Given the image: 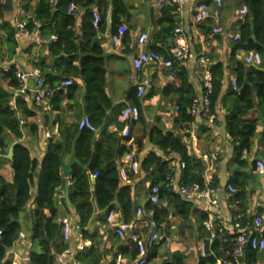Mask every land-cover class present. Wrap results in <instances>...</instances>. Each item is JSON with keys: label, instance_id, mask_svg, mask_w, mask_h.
Masks as SVG:
<instances>
[{"label": "trees", "instance_id": "1", "mask_svg": "<svg viewBox=\"0 0 264 264\" xmlns=\"http://www.w3.org/2000/svg\"><path fill=\"white\" fill-rule=\"evenodd\" d=\"M151 1V0H147ZM168 1V0H164ZM248 11L242 25L238 29L239 40L234 46V51L246 50L262 54L264 50V2L263 0H243ZM91 0H38L34 12V20L26 21V29L30 33L37 30L40 38L55 39L50 41L47 48V58L44 57L34 63L42 76L43 81L51 89L49 108L51 110L59 106L63 90L57 87L63 80L72 79L73 83L68 87L70 91L76 88V81L80 79L84 84L82 103L84 115L95 128L101 127L108 113L115 107L105 91V62L101 49L95 43L97 37L103 34L107 27L108 1L96 0V9L99 14V22L96 27L92 26V10L89 8ZM76 5L84 9L80 17L79 33L76 36V13L68 12L69 6ZM13 8L12 0L0 1V48L6 45L3 53L0 49V169L4 163H9L12 170L11 182H6L0 174V264H15L8 252L16 241L20 232L26 233L27 239L33 243L28 254L29 264H56V257L68 247V243L62 238V224L64 218L61 210L55 204V192L62 187L64 180L59 174L60 146L49 142L44 158L40 163L32 159L28 148L21 143L22 132L19 121L22 118L33 115L26 104L24 94L15 91L19 88V79L16 68L11 65L7 70L1 67L3 61L10 60L15 54L17 42L15 39L16 29L9 19L5 17ZM125 9V6L123 7ZM120 10V13H123ZM177 12L175 4L165 3L160 8V16L157 24L158 30L153 42L168 41L167 47L159 49L153 47L163 58L167 50L172 46V31ZM37 23V26L34 23ZM118 20L112 14L110 27L112 31L118 27ZM79 39V40H78ZM79 41V42H78ZM5 48V47H4ZM5 54V55H4ZM175 70V66L172 67ZM211 74V92L208 95L211 110L217 103L221 104L226 111L225 130L230 138L233 149V161L235 169L228 183L236 192L229 196L228 204L243 203L246 196V187L250 179L255 177L253 160L252 168L247 171L249 165L247 155L252 146V139L256 135L258 118L247 120L246 115L255 107L264 119V71L261 72L254 67L244 68L238 65L235 68V83L238 91L230 87L226 94L221 96L222 79L225 67L220 62L209 66ZM175 82L178 87L170 84L163 89V93L171 92L177 95L178 115L181 122H191L192 119L186 114V108L196 96L192 85L187 81L185 72L176 74ZM7 88H3V85ZM136 89L132 91V102L138 108ZM14 108L9 106L12 99ZM58 109V108H57ZM122 110V109H121ZM121 110L114 117L116 133L107 134L100 142H93L94 131L81 128L75 146V156L79 165H74L69 175L67 186V199L78 214L77 226L79 234L84 241L90 245L78 251L75 259L81 264H115V258L120 255L119 264H133L136 260V248L129 240L119 239L112 234L104 240L107 234L106 216L113 210L114 202L118 205L124 221H131L135 215V203L129 186L120 184L119 171L116 162L123 154L130 152V148L120 145L118 133L125 126L120 119ZM138 121H141L139 116ZM59 122V134L62 135ZM30 130L36 131V126H30ZM264 139V133L262 135ZM148 143L160 154L148 151L140 160L139 171L144 174L149 186L159 188L158 204L152 205L147 200L143 207L144 217L134 222L137 232H146L151 217L158 227L166 223L169 212L181 220H187L192 211V203L185 201L176 191L166 188V176L174 174L171 165L172 160H166L164 156L173 154L176 162L183 164L178 172V182L181 185L198 184L204 186V161L194 153H188L186 145L180 136L165 133L154 126L147 135ZM12 146V156L8 160L9 148ZM96 174L89 190L87 177ZM131 175V177H130ZM134 175L129 174V179ZM37 179L36 193L33 206L27 211V204L31 200V189L33 179ZM212 185L216 186L212 177ZM96 211V220L104 228H89L88 223L92 219V205ZM61 204L64 205V202ZM236 205V204H235ZM231 211L233 218L244 213L243 208ZM238 207V208H237ZM207 219L206 214L200 217V223ZM164 231V229H163ZM171 235L164 233L160 238L147 247L146 264H187L188 256L180 251L162 250L161 246ZM227 240L230 236L227 235ZM109 242V245L105 242ZM229 242L217 240L214 249L227 246ZM118 247L115 251L114 248ZM207 251V250H206ZM110 254V260L107 255ZM264 251H245V264H260L263 261ZM159 259V262L155 263ZM196 264H215L211 255L196 258Z\"/></svg>", "mask_w": 264, "mask_h": 264}, {"label": "crops", "instance_id": "2", "mask_svg": "<svg viewBox=\"0 0 264 264\" xmlns=\"http://www.w3.org/2000/svg\"><path fill=\"white\" fill-rule=\"evenodd\" d=\"M95 1L96 0H91V3L88 5L92 10L96 9ZM107 1L109 4L108 13L110 14L107 19V27L103 34L97 37L95 43L101 49L105 62V91L115 108L108 113L104 124L95 129L93 142H100L105 135L116 133V126L113 122L115 115L125 105H131L132 91L136 89L138 85H142L144 88L142 95L138 97L136 94L141 121L129 125L128 137H122L120 132L118 133L120 138L119 144L130 148V151L135 155L134 161L137 163L136 170H128L125 179H121L120 177V184L122 186H129L135 207H144L149 187V181H146L144 174L139 171L140 160L148 151H154L160 154L147 140V135L150 130L156 126L165 133H172L180 136L183 143L186 145L188 153H194L198 157L208 153L216 154L218 167L213 171H209L208 174L215 179V187L218 188L217 196L219 207L225 218L232 217L231 211L235 210L236 205L239 204V208L237 207L238 210H241L240 207H242V212L248 216H261L264 224V173L258 174L255 165L254 170L256 175L254 178L250 179L247 184L246 196L243 203L235 202L236 205H229V196H227L223 190L224 186L229 184L228 180L235 169L232 144L225 130V109L221 107L220 103H217L214 107V114L216 116L215 122L208 124L203 120H198L193 129H191L190 122H181L180 119H177L178 113L175 110L177 106V95L171 92H162L163 89L170 84H174L175 88L178 87V82H175L176 74L183 71L186 74L187 81L192 85L196 96H199L201 94L200 79L202 72L198 64L189 62L187 65L181 67L175 65V70H168L154 64L146 65L141 70H135L132 67V59L140 52L152 50L153 47H156L159 49V53H162V49L169 44L168 41L153 42V38H155V35L160 29L157 24L161 8L156 4L158 0ZM199 2H204L209 6L210 18L204 22H196L193 19L194 6ZM12 3V11L5 15V17L10 20L12 26H15L20 21L26 22L28 19L34 20V12L38 0H12ZM72 6V11L76 13V36L80 37L78 26L84 9L76 5ZM124 6L126 10H123ZM243 7H245L243 0H225L219 9L214 8L211 0H187L174 15L176 24L182 27L192 50L196 54H205L210 59L211 64L220 62L225 67L221 82V96L226 94L229 87L232 90L238 91L237 86L235 89L231 86V82L235 81V68L238 65L244 68L254 67L261 72L264 71V50L262 54H260L261 63L259 65L245 64L243 62V56L246 50H237L234 51V54L232 53L235 46L232 37L235 33H238V29L246 17L240 15V10ZM120 10H123V13H120ZM112 14L117 18L119 24L113 31L110 27ZM120 26H125L126 32L120 38V45L115 46L111 43V37L117 34V29ZM214 27L220 28L221 33H213L212 29ZM140 33H146L148 35V41L145 44H139L137 42ZM36 37H39L40 41H37ZM15 39L17 42L15 54L9 61H3L1 67L3 69H8V67L13 65L17 72L29 73L32 69H35L34 63L47 56L48 44L55 39V36L51 35L49 38H40L38 31L34 30L30 32V37L26 39L19 37L16 33ZM4 47L0 48L2 53L3 49H6V45ZM5 84L6 83H4L3 88H7ZM27 85H32L31 78H27ZM83 93L84 84L78 79L74 91H70L68 88L63 90L62 100L59 106L56 107V110H51L49 108L46 112L40 110V108L33 103L30 93H23L29 111H31L33 115L21 119L23 121V123L20 124L22 132L21 143L28 148L29 155L32 159L40 163L45 156L49 142L55 143V140H61L65 134L66 150L64 162L69 160L71 151L74 149V158L78 163L74 165H79V161L75 156V146L81 129L79 128V122L85 116L82 103ZM14 95H17V93L15 92ZM14 101L15 99L13 98L10 103L14 104ZM255 118H258L259 126L255 137L252 139L251 149L246 157L249 163L246 169L247 171L252 168V164L250 165V163L253 160L258 159L264 163V139L262 138L264 133V119L257 107L251 110L245 117L247 120ZM59 122H63L61 127L62 135L59 134ZM33 125L36 126V131H29L30 126ZM12 146L13 144L9 148V151L12 149ZM125 155L124 153L116 162L117 169L121 166ZM8 156L7 159L9 160ZM164 158L166 160H172L171 165L175 172L173 175L178 177L180 167L179 162H176L177 158L174 157L173 154L164 156ZM175 158L176 160H174ZM0 174L6 182H11L12 170L9 163L6 162L2 165ZM59 174L64 182L62 187H59L55 192V204L60 208L62 213L61 216L64 218V221H67L70 225V230L73 234L67 243L69 248H74L79 231L73 228L77 226L79 218L67 199L69 175L63 176L61 169H59ZM129 174L134 175V177L129 179ZM95 175L96 174H93L87 177L90 191L92 190V184L96 178ZM36 185L37 179L34 178L33 187L31 189L32 196L27 204V211L33 206L32 202L36 193ZM62 202H64V205L61 204ZM90 202L92 205V219L88 223L89 228L92 230L95 227L104 228L103 225H100L96 220L98 213L94 211L93 202ZM191 203L192 211L187 220H181L179 217L173 216L170 211L166 223L158 227L159 236L162 233H169L171 235L168 238V241L171 240L170 247L166 246L168 251H172L173 247L176 246L178 242H188L187 247L192 245L191 251L186 254L188 257H190L192 252L197 251V242L205 237L202 231V223H200L201 215L205 214V206L200 202ZM112 207L113 210L110 212L113 214L114 220H121L122 213L116 202H114ZM107 232L104 240H106L109 235L112 236L109 224L107 226ZM19 234H23L24 238L21 239L18 235L8 252V256L12 258L13 261L15 260V264H29L28 254L34 245L27 239L26 233L22 231ZM105 244L109 245V242L106 241ZM117 249L118 247L114 248L115 251ZM107 258V260H110V254L107 255ZM196 258L193 259L194 262L192 264H196ZM120 260V255H117L115 264H119ZM134 263L135 261L133 264ZM260 264H264V257Z\"/></svg>", "mask_w": 264, "mask_h": 264}, {"label": "built area", "instance_id": "3", "mask_svg": "<svg viewBox=\"0 0 264 264\" xmlns=\"http://www.w3.org/2000/svg\"><path fill=\"white\" fill-rule=\"evenodd\" d=\"M4 2L5 0H0ZM225 0H211L214 8L219 9L223 5ZM187 2V0H158L157 6L161 7L165 3L175 4L177 11ZM73 6H69V12H71ZM240 15H248V11L245 7L240 10ZM210 18L209 6L204 2H199L194 6L193 19L196 22H204ZM99 22V14L97 11L92 12V26L96 27ZM37 26V23H34ZM16 33L19 37L28 38L30 33L26 29V22L20 21L15 25ZM126 27L120 26L117 29V34L111 37V43L115 46L120 45V38L125 34ZM212 32L215 34L221 33V29L214 27ZM172 46L167 50L166 57L163 58L152 50L142 51L132 59V67L135 70H141L146 65L154 64L161 66L165 69L171 70L173 66H185L189 62L198 64L201 68L202 76L200 79L201 94L195 96L190 105L186 108V114L192 119L190 122L191 129L198 120H203L205 123L212 124L216 120L214 112L210 108L208 95L211 92V74L209 66L211 64L210 59L203 53L196 54L189 45L186 34L180 25H176L172 31ZM37 41H40L39 37H36ZM239 40V34L235 33L232 37V41L236 44ZM148 41V35L146 33H140L137 42L139 44H145ZM243 62L245 64L259 65L261 63L260 54L254 51H247L244 53ZM7 70V69H5ZM19 79V88L16 93H30L33 103L42 111L49 109V102L51 98V89L46 84L38 69H32L29 73L17 72ZM27 78L32 79V85H27ZM72 79L63 80L57 87V90H64L71 86ZM233 89L236 88L235 81L231 82ZM136 94L140 97L143 93V86L138 85L136 87ZM11 108H14V104L9 103ZM178 111V107H175ZM121 120L125 122V126L120 132L122 137H128L129 125L138 121L139 111L134 105H125L120 113ZM23 123L22 120L19 121ZM79 128H86L90 131H95V128L90 124L88 118L84 116L79 122ZM194 131V130H193ZM134 153L130 151L127 153L122 161L121 166L118 168L119 176L121 179L126 178V172L128 170H136L137 163L134 161ZM205 163L204 172V186L201 187L198 184L181 185L178 182V177L175 175L166 176V188L171 191H176L183 200L188 202H200L205 206L204 213L207 219L202 223V231L205 235L204 238L197 242L198 254L201 257L211 255L215 259V264H245V251L253 250L257 252L264 251V224L262 217L259 215L248 216L245 213L239 214L236 218H225L219 207L218 201V188L212 185V176L208 174L209 171H213L218 167L217 157L215 153H208L199 156ZM255 169L258 174L264 173V163L261 160L255 161ZM179 167H183V164H179ZM96 176V175H95ZM227 196H231L236 192L235 188L226 184L223 188ZM146 200L152 205L158 204L159 200V188L155 185L148 187V195ZM144 217L143 208L138 206L135 210V217L133 220L127 222L123 219L116 221L113 218V214L109 212L106 216V223L109 224L112 234L119 239L129 240L135 244L136 248V260L134 264H146L147 259V247L153 245L159 238L158 225L149 217V225L146 232H137L134 229V222ZM74 230H79L78 226H74ZM73 232L70 230V225L67 221H63L62 224V238L68 242ZM1 235V232H0ZM227 235L230 239L227 240ZM77 242L74 248H66L60 254L57 255V264H81L75 259V255L78 251L90 245L89 241H84L81 235H77ZM19 238L23 239V234H19ZM222 240L223 242H229L227 246H220L217 250L214 249V242ZM207 250V251H206ZM3 264V263H2Z\"/></svg>", "mask_w": 264, "mask_h": 264}, {"label": "water", "instance_id": "4", "mask_svg": "<svg viewBox=\"0 0 264 264\" xmlns=\"http://www.w3.org/2000/svg\"><path fill=\"white\" fill-rule=\"evenodd\" d=\"M264 2V0H263ZM55 143L60 146L61 148V151H60V154H59V163H60V169H61V173L63 176H68L69 175V172H70V169L71 167L74 165V164H78L77 161L75 160L74 158V149H72L71 151V154H70V158L67 162H64V155H65V146H66V136L64 134L63 138L61 140L57 139L55 140ZM12 156V149H10L9 151V156L8 158L10 159Z\"/></svg>", "mask_w": 264, "mask_h": 264}, {"label": "rangeland", "instance_id": "5", "mask_svg": "<svg viewBox=\"0 0 264 264\" xmlns=\"http://www.w3.org/2000/svg\"><path fill=\"white\" fill-rule=\"evenodd\" d=\"M163 237H164V234L162 233L160 235V240L163 239ZM183 238H185V237H183ZM170 241H168V239H167L166 242L164 244H162L161 249L162 250H164V249L167 250L168 248L166 246L170 247ZM187 243L188 242H186V241L185 242L183 241V242L176 243V246L173 247V250L172 251H174V250L180 251V252H182L183 254L186 255L189 251H191V247H192V245H190L189 247H187ZM197 254H198V250L195 251V252H192V254H190V257H188L189 259L187 261V264H192L194 262L193 259L196 258ZM156 262L158 263L159 262V259H157V261H155V263Z\"/></svg>", "mask_w": 264, "mask_h": 264}]
</instances>
